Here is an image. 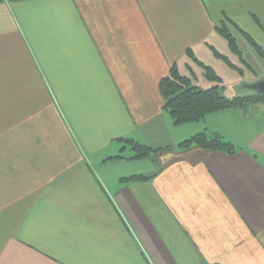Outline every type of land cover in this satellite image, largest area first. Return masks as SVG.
Listing matches in <instances>:
<instances>
[{"label":"crops","instance_id":"obj_1","mask_svg":"<svg viewBox=\"0 0 264 264\" xmlns=\"http://www.w3.org/2000/svg\"><path fill=\"white\" fill-rule=\"evenodd\" d=\"M228 18L264 49V0H0V264H264V106L177 126L160 88Z\"/></svg>","mask_w":264,"mask_h":264},{"label":"trees","instance_id":"obj_2","mask_svg":"<svg viewBox=\"0 0 264 264\" xmlns=\"http://www.w3.org/2000/svg\"><path fill=\"white\" fill-rule=\"evenodd\" d=\"M227 20L228 21H224L221 26L216 27L217 32L227 40L232 53L237 55L242 63L255 73L252 66L244 59L243 52L234 32L241 34L261 58H264V49L236 23L229 18ZM212 51L218 59L224 61L232 70L237 71L240 75L244 74L243 69L233 63L228 56L220 53L213 47ZM188 57L204 69L206 79L211 83H215V85L207 89L197 87L192 84L191 78L182 76L178 67L174 65L170 75L161 81L160 88L165 99L164 108L170 113L175 125L180 126L199 122L210 114L228 109L243 108L249 105L264 106V95L256 92L251 95L233 98L224 96L222 93L225 89L223 86V79L218 75L217 71L213 67L198 61L191 49L188 51ZM124 141L135 151V159L141 160L150 158L153 154L158 152V150L141 145L133 140ZM192 146H199L210 152H223L228 155H234L238 150L234 144L225 141L220 136H210L206 133L198 134L179 145L182 149ZM138 178L147 179L144 177Z\"/></svg>","mask_w":264,"mask_h":264},{"label":"rangeland","instance_id":"obj_3","mask_svg":"<svg viewBox=\"0 0 264 264\" xmlns=\"http://www.w3.org/2000/svg\"><path fill=\"white\" fill-rule=\"evenodd\" d=\"M234 34H236L234 32ZM237 35V34H236ZM220 41L216 43V49L222 54H226L229 56L233 62L240 66L243 69L244 74L240 75L237 71L232 70L224 61L219 60L213 56V54L209 51L200 53V60H205L203 63L208 66H213L218 74L222 77L225 89L222 91L223 95L228 98H233L237 96H245L251 95L254 91L247 88L249 83L253 79H255V74L249 68H247L244 63L240 60L237 55H233L228 47V43L225 38L220 36ZM238 44L243 52L244 59L252 66L255 73L260 77V79L264 80V60L259 56V54L255 51V49L246 41L243 37L238 36ZM258 43V42H257ZM260 44V43H258ZM262 46V45H261ZM210 58V59H209ZM212 60V61H208ZM195 69L197 72V78L194 81L195 86L200 88H209L213 86L205 77V71L203 68L195 65ZM182 73L184 75L189 76L190 72L185 67L182 69Z\"/></svg>","mask_w":264,"mask_h":264},{"label":"water","instance_id":"obj_4","mask_svg":"<svg viewBox=\"0 0 264 264\" xmlns=\"http://www.w3.org/2000/svg\"><path fill=\"white\" fill-rule=\"evenodd\" d=\"M251 89L255 91L258 94H263L264 95V82H259L255 85L251 86Z\"/></svg>","mask_w":264,"mask_h":264}]
</instances>
